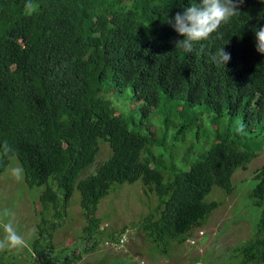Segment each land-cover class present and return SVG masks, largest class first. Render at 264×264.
<instances>
[{
    "label": "trees",
    "instance_id": "16d2710c",
    "mask_svg": "<svg viewBox=\"0 0 264 264\" xmlns=\"http://www.w3.org/2000/svg\"><path fill=\"white\" fill-rule=\"evenodd\" d=\"M171 130L173 147L190 134L185 153H164ZM202 134L214 141L196 149ZM103 140L112 154L85 175ZM263 151L264 0H0V174L16 156L58 219L42 217L31 264L77 259L52 243L76 187L89 241L112 185L138 180L158 198L139 227L167 254L220 205L213 188L231 193ZM253 181L243 264L264 263V164Z\"/></svg>",
    "mask_w": 264,
    "mask_h": 264
},
{
    "label": "rangeland",
    "instance_id": "374dc122",
    "mask_svg": "<svg viewBox=\"0 0 264 264\" xmlns=\"http://www.w3.org/2000/svg\"><path fill=\"white\" fill-rule=\"evenodd\" d=\"M203 116L206 132L214 129V112L204 110ZM239 124V119L235 118L226 127L229 132L241 131ZM218 127H225V122H220ZM172 133L171 130L166 146H162L164 153L167 156L178 150L185 153L192 143L190 134L180 135L177 145L173 147ZM213 141L211 135L202 134L201 142L194 146L199 149ZM111 154L109 143L103 140L95 161L87 168L85 175L93 173ZM178 156L175 160L180 164L181 155ZM263 164L264 151L247 168L235 172L231 193L214 187L206 199L217 200L220 205L202 225L193 228L184 243L174 244L167 254L161 253L139 227L143 216L154 209L158 202L157 196L140 180L112 185L110 193L99 204L97 214L102 218V232L90 237L96 241L94 243L93 240L80 238L86 219L76 187L66 216L53 231L52 243L60 255L70 252V257L77 256L71 264H141L143 260L154 264H243L235 248L254 234L260 207L255 205L250 191L255 184L256 170ZM43 190L44 186L30 187L27 184L16 156L10 159L5 171L0 174V255L4 254L11 264L32 263V242L39 235L38 224L44 216L52 218V211L43 209L40 201ZM56 220L51 219L50 222Z\"/></svg>",
    "mask_w": 264,
    "mask_h": 264
},
{
    "label": "built area",
    "instance_id": "2783aa9c",
    "mask_svg": "<svg viewBox=\"0 0 264 264\" xmlns=\"http://www.w3.org/2000/svg\"><path fill=\"white\" fill-rule=\"evenodd\" d=\"M141 264H154V263H150V262L143 260Z\"/></svg>",
    "mask_w": 264,
    "mask_h": 264
}]
</instances>
